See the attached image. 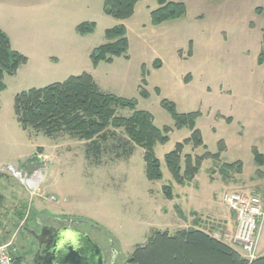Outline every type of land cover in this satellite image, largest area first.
Returning <instances> with one entry per match:
<instances>
[{
    "label": "rangeland",
    "instance_id": "1",
    "mask_svg": "<svg viewBox=\"0 0 264 264\" xmlns=\"http://www.w3.org/2000/svg\"><path fill=\"white\" fill-rule=\"evenodd\" d=\"M55 1L67 4L64 8L69 10L76 6L80 17L72 23L50 27L35 21L38 5L48 0H42L38 5L17 4L15 7L0 3V30L6 34L10 32L15 46L24 32L31 40L23 44L31 49L30 44L35 41L38 31L51 28L50 33L60 36L66 44L77 47L84 43V47L92 49L86 51L77 71L70 69L72 64H67L68 58L59 65L52 61L47 69L41 64L44 72L32 63L21 67L15 76L5 77L7 89L0 92V169L5 176L0 181L3 197L0 247L9 246L18 264H32L37 243L28 230L38 231L41 224L75 227L87 232L105 250L107 264H128V259L146 245L155 231L174 233L195 225L198 217H203L205 229L219 232L220 238L235 246L230 241L235 231L229 232L219 221L223 229L211 218L221 217L222 222L226 217L236 220L222 200L228 188L248 191L264 199V177L258 173L264 169L257 165L253 155V148L264 154V65H258V57L264 49V14L256 15L254 11V6L264 0H236L235 5L238 3L240 9L235 10V5L231 7L230 15L226 17L228 24L222 26L228 33V42L220 43L213 36L214 53L209 55V43L198 37L195 58L169 64L162 73H154L151 65L156 61L152 56L158 52L157 47L154 45L140 54L133 29L130 34L133 48L127 56L94 66L91 54L106 42V20L112 21L104 13V0ZM87 21L98 26L85 41L84 35L77 32L76 23L81 25ZM251 24H254L252 28ZM202 28L209 31L218 27L208 21L197 26L199 31ZM42 37L49 42L44 33ZM128 58L129 64L125 60ZM139 60L149 63V68H141ZM84 73L93 77L102 92L137 100V110L152 114L157 127L173 128L168 143L157 144L155 148L161 161L162 180L151 182L147 179L144 149L132 144L123 130H117L116 138L103 145L102 153L96 158L94 154H87L89 142L68 135L49 138L43 132L22 129L14 109L17 95ZM144 75L148 99L140 95ZM188 75L195 77L192 85L184 81ZM202 85L210 87L211 92L202 90ZM222 87L229 88L233 96L220 93ZM163 99L173 102L180 114L201 112L197 128L206 149H194L189 145L183 156H201L207 151L217 154L220 141L227 147L220 160H205L196 178L184 186L176 183L164 158L178 143L189 138L191 131L175 128L171 115L161 106ZM132 113L129 109L117 110L118 116L129 117ZM219 113L235 115L246 128L219 120ZM34 157H37L38 166L32 165ZM239 162L242 163L240 169L237 168ZM28 164L33 167L30 173ZM28 178H34L32 181L36 186H30L32 181L28 182ZM165 186L172 187L173 196L176 195L173 200L166 199ZM210 222L215 226L210 227ZM259 252L263 256L264 229Z\"/></svg>",
    "mask_w": 264,
    "mask_h": 264
},
{
    "label": "trees",
    "instance_id": "2",
    "mask_svg": "<svg viewBox=\"0 0 264 264\" xmlns=\"http://www.w3.org/2000/svg\"><path fill=\"white\" fill-rule=\"evenodd\" d=\"M140 1L142 0H104V13L116 20L125 21L134 16ZM158 3L159 8L151 14L153 26L182 19L187 14V7L183 3H172L168 0H158ZM257 12L262 11L259 9ZM96 26L95 23H83L77 27V32L81 35L94 34ZM105 37L107 43L95 48L91 54L94 66L103 62L112 63L114 58L128 54L127 29L123 25L107 30ZM192 48L193 45L190 43L188 57L192 56ZM27 63L28 58L13 50L10 38L0 30V92L6 90L5 77L15 76ZM258 65H264V49L258 58ZM154 67L160 68L161 62L156 61ZM190 76L184 79L185 83L188 84ZM146 86L144 75L139 89L140 95L148 99ZM137 105V100H127L102 92L93 77L84 73L80 76H72L63 83H54L17 95L14 109L23 130L43 132L49 138L68 135L73 139L89 142L87 154L88 156L94 154L96 158L102 153L103 145L116 138L117 130H123L132 144L144 149L147 179L151 182L159 181L163 179V172L155 148L157 144L168 143L173 128L157 127L152 114L138 111ZM161 106L171 115L176 129L188 128L191 131V136L178 143L164 158L176 183L184 186L196 178L205 160H220L227 147L223 141H220L217 154L207 151L201 156L189 154L183 156L186 146L189 145L194 149H206L202 133L197 128L201 112L180 114L177 106L166 99L161 101ZM118 109H129L133 113L129 117L118 116ZM227 122H231V119H227ZM124 154L128 155V153ZM132 155L133 152L129 157ZM253 155L255 162L263 167L264 155L256 148L253 149ZM241 164L240 162L237 164L238 169L242 167ZM258 173L261 175V171ZM4 177L0 171V181ZM163 193L166 199H174L172 187L165 186ZM2 202L3 197L0 194V207ZM127 263L249 264L233 247L198 229L182 230L175 235H170L168 231H155L146 245L138 248ZM252 264H264V255Z\"/></svg>",
    "mask_w": 264,
    "mask_h": 264
},
{
    "label": "crops",
    "instance_id": "3",
    "mask_svg": "<svg viewBox=\"0 0 264 264\" xmlns=\"http://www.w3.org/2000/svg\"><path fill=\"white\" fill-rule=\"evenodd\" d=\"M8 1L10 0H0V3L1 5L13 4L15 7L17 4L38 5L42 0H24V1L23 0H13L10 2ZM168 1L172 3L185 4L187 7L186 16L182 19L165 22L160 26H153L151 14L153 11L159 8L158 0H142L137 4L136 9H135V14L132 18L125 20V21H119L112 17H109V18H112V21L106 20L108 26H106L105 33L107 30L113 29L121 25H123L127 29V38L129 40V51H132V48H133V44L130 38L132 29L135 31L134 40L139 45L140 54H143L141 52L143 51L146 52L148 48L153 47L154 45L157 47L158 52L155 53L156 55L152 56V59L156 57V61L161 62V67L156 69L154 67V64L156 61H154L151 64L153 69L155 70L154 73H158V72L162 73V71L166 69L167 65L169 64L170 65H172V63L179 64L183 60L186 61V60L194 59L196 56V50H197V44H196L197 39L196 38L198 37L205 39L209 43L208 45L209 55L214 53L213 52L214 51L213 50L214 48L213 36L217 37V40L220 43L228 42V39H229L228 33L225 30H223L222 26H225L228 24V19H226V17L227 18L229 17L231 7H233L236 2V0H221V1L168 0ZM41 3L42 4L38 5V8L35 10V12L38 15V19H35V21L36 22L39 21V23L41 24L49 25L50 27H52L53 25L61 24L64 22L72 23L74 19L76 20L77 17H80V14L76 12V6H72L71 7L72 9L69 10V9L64 8L67 6V4L64 5L55 0H48L47 3H43V2ZM237 8L240 9L238 3L235 5V10ZM259 9L262 11L261 13L257 12V10ZM227 10H229L228 14H226ZM254 11L256 15L262 16L264 14V2L259 1L257 6H254ZM209 18H212V19L209 20ZM208 21H210L212 24H214L218 28L216 29L212 28L209 31H205L204 28H202L200 31L197 29L198 25L205 24ZM88 22L90 21H87L86 23ZM79 25L80 23L77 22L76 27H78ZM252 25L254 24L250 25L251 28H252ZM50 29L51 28H48L46 31H43L42 29H40L38 31V33L36 34L35 41L30 44V46H32L31 49H29L28 46L23 44V43L27 44L28 41L31 40V36H27L23 32V30L21 32H23L24 35L20 36V39L17 43L18 46H15L13 37L11 36L10 32H8L7 34L10 36L13 50L19 52L20 54L28 58V63L26 64V67L30 66L33 63V65H36L41 72H44L45 70L41 67V64H43L45 69H47L49 66H51L52 61H55L54 63L56 65H59L61 64L63 59L66 60L70 58V61H68L67 64H72V67H70V69L72 71H77L78 66L83 64L84 55L86 51L88 50L87 46L84 47V43H81V45L77 47L73 45H68L64 42V40L60 36L53 35L52 33H50ZM206 32H209V35ZM43 33H44V36L49 40L48 43L44 41V38L42 37ZM92 35L93 34L84 35L82 38L86 41V38ZM105 43H107V40ZM190 43H192L193 48H192V56L189 58L187 56L188 54L187 52H189ZM88 51H92V49ZM180 53H183L182 56L180 55ZM115 60H120V58L115 59ZM125 60H127L126 63L129 64V58ZM144 61L145 60H139L140 66L141 68L145 67L146 69H148L149 63L144 62ZM23 67H25V65L22 66V68ZM150 72L152 73V70H150ZM48 78H50V76ZM194 81H195V77L194 75H191L187 85H192ZM63 82H65V80L62 81V83ZM201 88L204 91L206 90L207 93L211 92V88L207 87V85H202ZM220 93H225L226 96H233V92L229 88L227 89H224L223 87L220 88ZM191 112H194V111H191ZM239 114L241 115L240 111H239ZM218 115L222 117V118H219V120H225L227 122V119H231V122H229L230 125L237 123L239 124V126L240 125L242 126L243 122H241L240 119L235 117V115L226 116L220 113ZM218 115H217V118H218ZM242 127L244 129L246 128L244 125ZM243 132H245V130L241 131L240 134L243 135ZM262 168L264 169V166L261 167V169ZM0 171H2V169H0ZM261 175L264 177V171H261ZM227 191H239V190H237L236 188L234 189L228 188L226 189L225 192ZM174 197H176L175 194H174ZM202 218L203 217L201 218L198 217V220L195 222V225L181 228L174 233L169 232L168 230H164V231H168L170 235H175L177 232L182 231V230L198 229V230H202L212 235L213 237L227 244L228 243L227 240H224L219 237L220 236L219 232L213 233L209 228L205 229V225L202 221ZM211 219L214 220V222H217L218 224L220 221L223 225H226L228 227L227 229L229 230V232L230 231L234 232L237 229V223H236V220L234 219L232 220L231 218L226 217L224 219L225 221L223 222H222L223 218L221 219V217H212ZM209 226L214 227L215 225H212V223L210 222ZM222 228L225 229L224 226H222ZM231 247H233L240 254L242 253V250L239 247L237 246H231Z\"/></svg>",
    "mask_w": 264,
    "mask_h": 264
},
{
    "label": "water",
    "instance_id": "4",
    "mask_svg": "<svg viewBox=\"0 0 264 264\" xmlns=\"http://www.w3.org/2000/svg\"><path fill=\"white\" fill-rule=\"evenodd\" d=\"M36 160L32 158V165L38 166ZM32 165H27L28 173L33 171ZM28 232L39 241L40 248L46 246L36 255L37 264H107L105 250L81 229L45 226L40 235L34 230ZM44 237L47 239L42 242Z\"/></svg>",
    "mask_w": 264,
    "mask_h": 264
},
{
    "label": "built area",
    "instance_id": "5",
    "mask_svg": "<svg viewBox=\"0 0 264 264\" xmlns=\"http://www.w3.org/2000/svg\"><path fill=\"white\" fill-rule=\"evenodd\" d=\"M222 200L236 216L237 229L230 241L241 248L244 258L252 264L260 257L264 199L248 191H227ZM0 264H18L9 246L0 247Z\"/></svg>",
    "mask_w": 264,
    "mask_h": 264
},
{
    "label": "flooded vegetation",
    "instance_id": "6",
    "mask_svg": "<svg viewBox=\"0 0 264 264\" xmlns=\"http://www.w3.org/2000/svg\"><path fill=\"white\" fill-rule=\"evenodd\" d=\"M45 226H48V225L41 224V225L39 226V227H40V230L35 231V233L38 234V235H40V234L42 233V231L44 230V227H45ZM30 230H31V229H30ZM31 236H32V235H31ZM32 238H33V239L36 241V243H37V250H36V253L34 254V257L32 258L31 263H32V264H37L36 262H34L35 257H36L37 254H40V253L45 249L46 246L43 244L42 247L40 248V246H39V241H38L37 239H35L33 236H32ZM46 239H47V237H44V238L42 239V242H44Z\"/></svg>",
    "mask_w": 264,
    "mask_h": 264
},
{
    "label": "bare ground",
    "instance_id": "7",
    "mask_svg": "<svg viewBox=\"0 0 264 264\" xmlns=\"http://www.w3.org/2000/svg\"><path fill=\"white\" fill-rule=\"evenodd\" d=\"M36 176L39 177L40 175L37 174ZM33 179H34V178H33ZM33 179H32V180H33ZM32 180H29L28 182H30V181H32ZM34 180H35V179H34ZM29 184H30V186H32V187H33V186H36V182H35V181H32V182H30Z\"/></svg>",
    "mask_w": 264,
    "mask_h": 264
}]
</instances>
